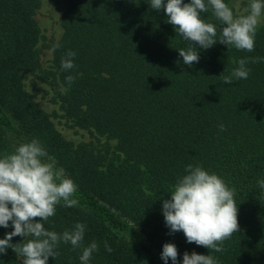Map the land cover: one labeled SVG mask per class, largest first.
I'll return each instance as SVG.
<instances>
[{
	"label": "trees",
	"instance_id": "16d2710c",
	"mask_svg": "<svg viewBox=\"0 0 264 264\" xmlns=\"http://www.w3.org/2000/svg\"><path fill=\"white\" fill-rule=\"evenodd\" d=\"M39 6L40 0H0V153L38 138L78 185V205H58L45 228L62 233L83 223L84 241L76 249L60 242L59 255L47 264H81L83 247L92 241L98 251L89 264H165L161 253L168 242L178 249L177 264L186 251L210 254L218 264H264V189L257 183L264 179V61L247 65V79L225 84L220 77L230 75L239 59L264 58V26L254 51L196 45L200 59L189 67L178 49L190 42L163 9H151L150 0H64L61 34L50 46V68L42 69L40 49L47 46H38ZM201 17L216 25L219 37L222 25L211 9ZM57 43L61 47L53 50ZM68 50L76 53V67L65 72L61 58ZM69 74L76 77L71 86ZM37 83L52 89L56 111L37 105L31 93ZM56 119L86 139H65ZM188 164L236 189L240 230L221 252L188 243L182 231L170 234L165 224L163 200ZM11 231V222L0 227V239ZM22 259L11 248L0 253V264Z\"/></svg>",
	"mask_w": 264,
	"mask_h": 264
},
{
	"label": "clouds",
	"instance_id": "9594fccd",
	"mask_svg": "<svg viewBox=\"0 0 264 264\" xmlns=\"http://www.w3.org/2000/svg\"><path fill=\"white\" fill-rule=\"evenodd\" d=\"M151 9H161L167 16L176 33L189 41L187 49H178L183 64L191 67L199 62V49H208L217 42L247 52L254 51L258 27L264 23V0H249L246 9L234 14L226 0H150ZM212 11L213 17L221 22L222 28L217 34L216 25L201 17V13ZM59 43L53 50L60 48ZM76 53L68 50L61 58V70L70 72L76 67ZM264 61L262 57L239 59L238 67L230 75H220L225 84L233 79H247L251 69L249 63ZM179 63V62H178ZM75 75L69 74L65 82L71 86ZM220 131H226L223 124ZM185 175L178 178L170 199L163 200L162 212L169 233L182 231L188 243H195L208 250L221 252L224 241L239 232L238 204L235 200L236 189L229 187L226 181L216 174L205 170L201 165L188 164ZM258 185L264 189V179ZM78 185L66 174L63 167L50 156L43 142L38 138L22 142L12 152L0 153V227L13 231L0 239V253L11 248L23 264H47L49 257L59 255L60 242L70 243L73 249L80 248L85 236L86 225L76 223L70 230L62 233L47 230L45 223L56 213L58 205L75 207L74 198ZM10 205V207H9ZM40 218V220H36ZM15 236L23 237L20 243H11ZM109 253L112 248L104 242ZM98 244L92 241L83 247L79 259L81 264H89ZM178 249L174 243L163 245L161 259L167 264H177ZM182 264H218L212 255L187 251L183 254Z\"/></svg>",
	"mask_w": 264,
	"mask_h": 264
},
{
	"label": "rangeland",
	"instance_id": "374dc122",
	"mask_svg": "<svg viewBox=\"0 0 264 264\" xmlns=\"http://www.w3.org/2000/svg\"><path fill=\"white\" fill-rule=\"evenodd\" d=\"M229 5L232 7L234 14H240L244 11V9L247 8L246 5L242 4V0H229ZM63 8L64 0H40V6L35 13L34 19L41 33V39L38 46H47L40 49V61L42 69L50 68V46L60 37L61 30L59 28L58 22ZM260 26H264V23H261ZM31 93L34 94L35 101L42 110L47 113L56 111V106H53L51 102L52 89H50V87L44 83H37L35 89L32 90ZM59 122L62 123L58 119L54 121L57 129L61 132L65 139L72 140L73 142H79L86 139L81 133L75 134L73 131L65 129L61 126V124H59Z\"/></svg>",
	"mask_w": 264,
	"mask_h": 264
}]
</instances>
